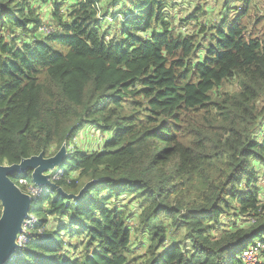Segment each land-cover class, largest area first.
Returning a JSON list of instances; mask_svg holds the SVG:
<instances>
[{"label": "trees", "instance_id": "16d2710c", "mask_svg": "<svg viewBox=\"0 0 264 264\" xmlns=\"http://www.w3.org/2000/svg\"><path fill=\"white\" fill-rule=\"evenodd\" d=\"M35 1L0 0V165L66 144L51 183L74 195L98 183L78 202L44 186L29 242L6 264H247L264 246L257 1L188 34L170 24L167 0H134L129 13L132 0H37L53 3L48 18ZM122 11L111 39L108 16ZM90 128L106 138L84 152L76 140ZM24 178L23 192L36 186Z\"/></svg>", "mask_w": 264, "mask_h": 264}, {"label": "rangeland", "instance_id": "374dc122", "mask_svg": "<svg viewBox=\"0 0 264 264\" xmlns=\"http://www.w3.org/2000/svg\"><path fill=\"white\" fill-rule=\"evenodd\" d=\"M167 1L168 2L164 10L165 11L164 13L169 15L170 24L174 27V29L184 34L197 32L201 29L202 26H208L211 23H214V24L219 23L229 12H231L230 18H233L237 14V12H235L234 9L240 8V5L242 3L241 0H232L230 8H229L225 6L226 5L225 0H167ZM256 1H257L256 7L258 6V9L260 10L259 14L262 17H264V0H256ZM123 3L124 2L121 3L123 7L121 9L125 11L130 6L129 4L132 5L134 3V0H132L131 3H127L125 6ZM34 4H35L34 6H36L37 8L39 7V10H43L46 18L52 15V11L54 9V5L52 2L47 3L46 5L44 4V7L42 9H40L41 4L39 3V1L36 0ZM198 6H202L205 10L197 19H193L194 18L193 16L195 15L194 11ZM123 11L121 15L116 17V19H113L110 14L109 16L107 15L109 18L107 20L109 33H107V35L111 39H119L118 34L116 33V30L120 29L119 24H121V22L124 21L125 19L126 15ZM111 12L113 11L111 10ZM129 12L130 11L128 9V13ZM116 21H118V23H116ZM255 22H256V19H255ZM184 23L186 25H183ZM262 25H264V21L259 24H256L255 26L259 28V33L264 31V28ZM46 31L48 32L49 30L46 29ZM151 34H152V31L143 34L142 37L147 38ZM201 56H203V53L198 55V60H200ZM82 135L83 133L79 134L76 140V145L80 150L84 152L86 149H88L89 151L100 150L102 148L101 144H103V141L106 138V136L105 138H102L100 132L97 131L95 128L94 129L90 128L89 131L86 130L84 136ZM67 154H68V151H67ZM58 170H59V167L57 166L53 169V172L58 171ZM259 183L262 189L261 190L262 200H264V176L261 177ZM226 225H227V228L232 227V223H228V224L226 223ZM178 236L176 237V240L178 239ZM257 244L258 245L256 247L249 248L250 252H248L247 254L245 253L243 254L244 261L247 264H262V260L258 258L257 251L262 250L264 246L261 245L259 241H257ZM142 252H144V246H142L139 243H136L133 246V251H132L133 256L131 260H137V258ZM137 262H140V260H137Z\"/></svg>", "mask_w": 264, "mask_h": 264}, {"label": "water", "instance_id": "95a60500", "mask_svg": "<svg viewBox=\"0 0 264 264\" xmlns=\"http://www.w3.org/2000/svg\"><path fill=\"white\" fill-rule=\"evenodd\" d=\"M67 145L53 157L46 158L44 153L29 159L22 160L20 164L8 166L0 165V203L2 215L0 218V264H6L16 253L18 238L24 232L23 224L29 218L32 208V197L18 187L12 177H18L32 172V181L36 186H49L57 190L58 194L73 202L83 198L87 189L97 184L91 181L85 185L78 195L68 194L61 187L51 183L50 175L55 167H61L68 157Z\"/></svg>", "mask_w": 264, "mask_h": 264}, {"label": "built area", "instance_id": "2783aa9c", "mask_svg": "<svg viewBox=\"0 0 264 264\" xmlns=\"http://www.w3.org/2000/svg\"><path fill=\"white\" fill-rule=\"evenodd\" d=\"M53 173V172H52ZM60 171H57L56 173H53V179L54 180H59L60 179ZM25 175L22 176H18L16 179L18 180V183H16L18 185L19 188H21L19 185H27L26 179L24 178ZM51 177V175H50ZM28 195H30L32 197V200L34 198H38V197H43V196H47L48 194V190L47 188L44 187H36V186H30L28 188V190L26 192H24ZM36 219L32 218L31 215L29 216V218L25 221V223L23 224V229L24 232L19 236L18 238V248H17V252H20L29 242V235L27 232V227H31V223L35 222ZM248 252H250V250H247L245 252V254H247Z\"/></svg>", "mask_w": 264, "mask_h": 264}]
</instances>
